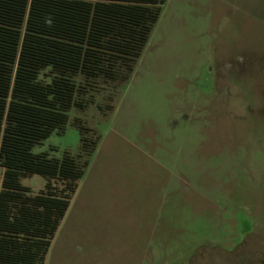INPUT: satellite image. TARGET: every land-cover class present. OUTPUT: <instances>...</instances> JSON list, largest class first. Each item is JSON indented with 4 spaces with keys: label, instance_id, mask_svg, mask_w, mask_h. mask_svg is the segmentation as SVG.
I'll return each mask as SVG.
<instances>
[{
    "label": "rangeland",
    "instance_id": "obj_1",
    "mask_svg": "<svg viewBox=\"0 0 264 264\" xmlns=\"http://www.w3.org/2000/svg\"><path fill=\"white\" fill-rule=\"evenodd\" d=\"M162 10L122 88L31 149L75 153V115L102 141L43 264H264V0Z\"/></svg>",
    "mask_w": 264,
    "mask_h": 264
},
{
    "label": "trees",
    "instance_id": "obj_2",
    "mask_svg": "<svg viewBox=\"0 0 264 264\" xmlns=\"http://www.w3.org/2000/svg\"><path fill=\"white\" fill-rule=\"evenodd\" d=\"M165 2L0 0V264H43L100 135L75 115V153L31 149L62 133L95 92L122 88ZM34 174L37 190L21 183Z\"/></svg>",
    "mask_w": 264,
    "mask_h": 264
},
{
    "label": "crops",
    "instance_id": "obj_3",
    "mask_svg": "<svg viewBox=\"0 0 264 264\" xmlns=\"http://www.w3.org/2000/svg\"><path fill=\"white\" fill-rule=\"evenodd\" d=\"M166 1H167V0H166ZM162 11H163V10H162ZM162 11H161V13H162ZM160 15H161V14H160ZM122 108H124V99H123V95H121V97L119 98V100H118V102H117V104H116L114 110L112 111L113 116H116L117 113H118ZM125 108H126V107H125ZM111 116H112V115H111ZM99 143H102V141H99ZM99 143H98V145H99ZM137 145H138V144H137ZM140 145H141V144H140ZM97 148H98V146H97ZM97 148H96V150L93 152V154H92L91 157H90L89 164H88V167L86 168V171H87V169H88V168L90 167V165H91V160H92L94 154L97 153ZM140 151H142V153H144L145 155H147V152H146L145 148L141 149ZM86 171H85V173H84V176H83V177L81 178V180H80L79 186H78V188H77V190H76V193H75V195H74V197H73V199H72V201H71V203H70V206L68 207V209H67V211H66L65 216L67 215L68 210L70 209V207L72 206V204H73L75 201H77V200L79 199L78 196H79L80 190H81V188H82V182H83V178H85Z\"/></svg>",
    "mask_w": 264,
    "mask_h": 264
}]
</instances>
